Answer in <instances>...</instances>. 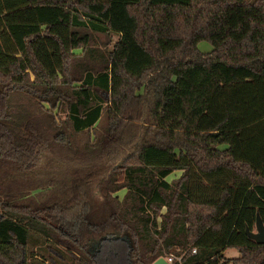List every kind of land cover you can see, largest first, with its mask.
<instances>
[{
  "label": "trees",
  "instance_id": "obj_1",
  "mask_svg": "<svg viewBox=\"0 0 264 264\" xmlns=\"http://www.w3.org/2000/svg\"><path fill=\"white\" fill-rule=\"evenodd\" d=\"M255 214L264 0H0V264H264Z\"/></svg>",
  "mask_w": 264,
  "mask_h": 264
},
{
  "label": "water",
  "instance_id": "obj_2",
  "mask_svg": "<svg viewBox=\"0 0 264 264\" xmlns=\"http://www.w3.org/2000/svg\"><path fill=\"white\" fill-rule=\"evenodd\" d=\"M245 235L247 238L258 244H264V224L260 220L257 214H255L254 219V229L249 230L248 228L244 229ZM121 239L125 240L128 244L126 237L122 236ZM150 264H167L163 257H157Z\"/></svg>",
  "mask_w": 264,
  "mask_h": 264
},
{
  "label": "rangeland",
  "instance_id": "obj_3",
  "mask_svg": "<svg viewBox=\"0 0 264 264\" xmlns=\"http://www.w3.org/2000/svg\"><path fill=\"white\" fill-rule=\"evenodd\" d=\"M245 1H252V0H245ZM210 45L207 43V42H205V41H199L198 43H197V49L199 50V51H201V52H207V51H209L210 50ZM176 174H178V172H173V173H170L168 176H166V179H170L172 176H175ZM123 190H118L117 192H116V195L118 196V197H121L122 196V194H123ZM92 246H93V244H92ZM93 249H94V247H93ZM223 255L225 256V257H235V256H237V252H236V250L235 249H225L224 251H223ZM66 257H68V256H66ZM68 261V260H67ZM65 264H69L68 262L67 263H65ZM72 264H76V262H73Z\"/></svg>",
  "mask_w": 264,
  "mask_h": 264
},
{
  "label": "built area",
  "instance_id": "obj_4",
  "mask_svg": "<svg viewBox=\"0 0 264 264\" xmlns=\"http://www.w3.org/2000/svg\"><path fill=\"white\" fill-rule=\"evenodd\" d=\"M192 252H193V250H192ZM163 259L165 260V262L167 264H170L173 261L179 262L180 261V255H175L173 253H169L165 257H163Z\"/></svg>",
  "mask_w": 264,
  "mask_h": 264
}]
</instances>
